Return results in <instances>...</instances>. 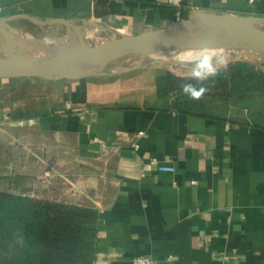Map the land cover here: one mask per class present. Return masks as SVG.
<instances>
[{"label": "crops", "instance_id": "crops-1", "mask_svg": "<svg viewBox=\"0 0 264 264\" xmlns=\"http://www.w3.org/2000/svg\"><path fill=\"white\" fill-rule=\"evenodd\" d=\"M196 12L264 16V0H0V17L67 20L95 39ZM246 55L264 74V53ZM119 68L0 78V191L96 210L92 264H264V91L239 110L183 112L157 95L166 68Z\"/></svg>", "mask_w": 264, "mask_h": 264}, {"label": "trees", "instance_id": "trees-1", "mask_svg": "<svg viewBox=\"0 0 264 264\" xmlns=\"http://www.w3.org/2000/svg\"><path fill=\"white\" fill-rule=\"evenodd\" d=\"M191 77L170 71L158 75V97L173 93L175 109L198 113L208 97L240 99L264 91V74L244 61L229 62L203 81L207 91L199 100L181 91L183 83L201 86ZM96 219L97 211L89 207L0 191V264H92Z\"/></svg>", "mask_w": 264, "mask_h": 264}, {"label": "water", "instance_id": "water-1", "mask_svg": "<svg viewBox=\"0 0 264 264\" xmlns=\"http://www.w3.org/2000/svg\"><path fill=\"white\" fill-rule=\"evenodd\" d=\"M17 18H26L37 25L64 24L69 30H76L83 41L51 56L21 55V45L14 37L23 32L11 25ZM260 25H264V16L196 12L161 28L89 44L82 29L67 20L43 21L28 14L3 16L0 17V78L60 79L103 75L115 59L165 48L211 47L264 53V28ZM208 26L214 27L206 31Z\"/></svg>", "mask_w": 264, "mask_h": 264}, {"label": "rangeland", "instance_id": "rangeland-1", "mask_svg": "<svg viewBox=\"0 0 264 264\" xmlns=\"http://www.w3.org/2000/svg\"><path fill=\"white\" fill-rule=\"evenodd\" d=\"M11 25L22 30L23 33H27L26 35H30L33 38L42 40H53L55 38H65L67 35V32L69 30L65 26H60L58 31L52 32V30H47L33 22L30 21H13L11 22ZM83 31V30H82ZM84 32V31H83ZM33 35V36H32ZM87 42L89 44H97L102 41L107 40V36L101 37L99 39L95 38H87L85 37ZM66 39V38H65ZM64 39V40H65ZM53 46H56L55 49L63 50L66 46V43L63 42H54L52 44ZM229 51V52H228ZM247 52L249 50H242V49H230L228 48H215L210 51H207V53L210 54H216L220 55L223 58L227 60V64L229 62H240L248 59ZM202 54V53H201ZM201 54H187V55H178V56H170L165 59V61L162 62H155L157 64H160L162 68H166L168 71H172L175 74L181 75V76H187L192 75L194 71L193 61L200 56ZM23 55V54H21ZM153 61V60H152ZM152 61L147 62V64L152 63ZM187 61L191 63H185V64H176L177 62ZM134 57L131 55H126L123 57H120L118 59H115L114 61L110 62L106 68L107 71H120L121 68L119 67H130L133 65ZM144 65V64H143ZM118 67V68H116ZM254 70V69H252ZM255 71V70H254ZM247 96H250L249 93H246L245 98L242 99L244 103H249L250 100ZM237 98H230L228 100H223L221 98L214 97V100L210 99L209 97L205 101L203 105V111L210 112V113H220L222 111H225L229 109L231 106H235L234 110H239L242 106V103L235 100Z\"/></svg>", "mask_w": 264, "mask_h": 264}, {"label": "bare ground", "instance_id": "bare-ground-1", "mask_svg": "<svg viewBox=\"0 0 264 264\" xmlns=\"http://www.w3.org/2000/svg\"><path fill=\"white\" fill-rule=\"evenodd\" d=\"M214 26L206 27V31H211ZM261 28H264V25H260ZM27 33L17 34V37H14L15 40L21 45L22 52L21 54H26L32 58H40L45 56L55 55L61 51L70 49L73 45L82 43L83 39L80 37L79 33L76 30L70 29L67 32L65 38H55L53 40H42V38L37 39L33 38ZM33 36V35H32ZM65 39V40H64ZM65 42L66 46L63 50L55 49L56 46L52 44L54 42ZM215 48L211 47H178V48H165V49H156L149 52L135 53L131 54L134 57V62L132 66H139L147 64L152 60H162L165 61L167 57L178 56V55H187V54H201L202 52H207ZM222 49V48H220ZM230 50V49H228ZM229 52V51H228ZM184 63H191L187 61H182Z\"/></svg>", "mask_w": 264, "mask_h": 264}, {"label": "clouds", "instance_id": "clouds-1", "mask_svg": "<svg viewBox=\"0 0 264 264\" xmlns=\"http://www.w3.org/2000/svg\"><path fill=\"white\" fill-rule=\"evenodd\" d=\"M193 66L194 71L191 78L196 80L201 86L198 87L191 83H183L181 84V91L189 99L199 100L207 91V89L202 86V82L211 77H215L220 69L227 66V60L220 55L202 52V54L193 61Z\"/></svg>", "mask_w": 264, "mask_h": 264}, {"label": "built area", "instance_id": "built-area-1", "mask_svg": "<svg viewBox=\"0 0 264 264\" xmlns=\"http://www.w3.org/2000/svg\"><path fill=\"white\" fill-rule=\"evenodd\" d=\"M182 0H167L168 3L170 4H173V5H180ZM84 35L85 37L87 38H95V34H86L84 32ZM137 147V145L135 146ZM150 163L151 164H154L157 166V169L158 170H161V171H173V167L171 166H166V165H163V164H157V160L156 158H152L150 160ZM195 182V181H193ZM133 264H155V262L153 261V259H151L150 257H147V256H136L134 259H133Z\"/></svg>", "mask_w": 264, "mask_h": 264}]
</instances>
